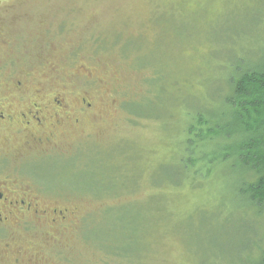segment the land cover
Masks as SVG:
<instances>
[{
  "label": "rangeland",
  "instance_id": "1",
  "mask_svg": "<svg viewBox=\"0 0 264 264\" xmlns=\"http://www.w3.org/2000/svg\"><path fill=\"white\" fill-rule=\"evenodd\" d=\"M0 31L8 89L70 101L53 143L4 161L76 208L42 264L255 262L264 205L244 174L222 157L193 173L181 158L187 114L219 107L230 63L264 53V0H0Z\"/></svg>",
  "mask_w": 264,
  "mask_h": 264
},
{
  "label": "flooded vegetation",
  "instance_id": "2",
  "mask_svg": "<svg viewBox=\"0 0 264 264\" xmlns=\"http://www.w3.org/2000/svg\"><path fill=\"white\" fill-rule=\"evenodd\" d=\"M21 84L17 80L8 89L11 84L0 79V264H42L49 244H58L63 233L77 228L75 207L43 200L30 181L12 175L4 163L11 155L20 159L43 151L38 147L53 143L63 126L57 123L69 115L66 96L55 90L31 92ZM79 100L91 108V102ZM14 143L19 150L11 147Z\"/></svg>",
  "mask_w": 264,
  "mask_h": 264
},
{
  "label": "trees",
  "instance_id": "3",
  "mask_svg": "<svg viewBox=\"0 0 264 264\" xmlns=\"http://www.w3.org/2000/svg\"><path fill=\"white\" fill-rule=\"evenodd\" d=\"M225 76L220 106L211 112L197 110L187 114L181 165L194 173L202 168L211 169L217 157L232 160V165L244 174L241 190L261 207L264 205V53L253 62L232 61ZM258 253L253 264H264V247Z\"/></svg>",
  "mask_w": 264,
  "mask_h": 264
},
{
  "label": "bare ground",
  "instance_id": "4",
  "mask_svg": "<svg viewBox=\"0 0 264 264\" xmlns=\"http://www.w3.org/2000/svg\"><path fill=\"white\" fill-rule=\"evenodd\" d=\"M232 242V241H231ZM229 248H230V246H229Z\"/></svg>",
  "mask_w": 264,
  "mask_h": 264
}]
</instances>
